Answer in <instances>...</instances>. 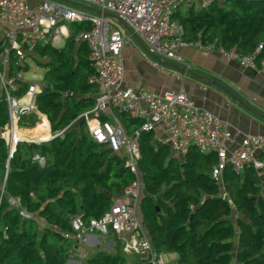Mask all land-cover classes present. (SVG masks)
Listing matches in <instances>:
<instances>
[{
    "label": "trees",
    "instance_id": "1",
    "mask_svg": "<svg viewBox=\"0 0 264 264\" xmlns=\"http://www.w3.org/2000/svg\"><path fill=\"white\" fill-rule=\"evenodd\" d=\"M176 15L184 41L199 40L215 50L234 48L245 55L261 44L255 61L259 68L264 62V0H209L198 10ZM70 28L74 33L87 26ZM35 51L45 69L36 106L51 131L66 129L62 138L18 143L9 159L0 139V264H71L73 240L61 235L70 230V217L100 218L134 175L120 154L91 139L79 119L92 108L97 91L87 81L94 70L85 42L74 45L71 36L63 48L42 45ZM116 115L128 135L144 121ZM5 121L6 107L0 103V127ZM43 127L38 124L31 131L45 136ZM137 142L143 187L138 215L154 250L175 254V264H264V173L252 167L236 173L227 165L217 182L211 177L214 152L190 146L175 156L153 130L138 131ZM35 154L44 157V165L32 161ZM259 158L264 161V151ZM9 198L18 199L19 206ZM111 239V250L98 246L77 261L124 264L121 240ZM129 264L146 260L135 256Z\"/></svg>",
    "mask_w": 264,
    "mask_h": 264
},
{
    "label": "built area",
    "instance_id": "2",
    "mask_svg": "<svg viewBox=\"0 0 264 264\" xmlns=\"http://www.w3.org/2000/svg\"><path fill=\"white\" fill-rule=\"evenodd\" d=\"M95 9L90 11L57 0H0V103L6 107V121L0 127L7 159L11 158L21 142L40 144L53 138H62L66 128L51 131L45 116L36 106V98L42 93L44 83L25 82L22 71L24 59L38 46L52 45L61 37L69 35L63 30L68 24H85L84 30L73 33L75 43L85 42L94 70L88 78L97 87L91 109L79 115L85 123L91 139L107 146L124 159V166L134 175V180L116 197L100 218L85 221L81 215L69 219L70 230L61 232L64 239L73 240L69 247L68 263L80 264L82 258L76 244L88 239L97 242L106 250L111 244L100 243L98 234L116 236L121 240L122 250L146 260V264H171L164 254L153 249L138 215V205L143 193L142 180L137 162L140 158L137 142L138 131H151L161 126L164 137L160 140L172 153L183 155L190 146L201 152H214L216 163L211 168V177L220 182L222 170L230 165L240 173L252 167L259 175L264 173V161L257 153L264 150V134L239 132V144L231 148L229 124L207 110L195 106L191 96L184 90L154 93L145 88L119 89L123 76L121 51L126 36L112 29L105 14L120 18L146 43L149 51L160 60L185 65L178 48L185 46L180 25L172 21L174 10L184 0H75ZM209 0H207L208 2ZM199 48L211 52L210 46ZM259 44L251 54H240L234 48H219L227 60H237L245 67H257L256 54ZM19 65V67H17ZM260 68L264 71V62ZM123 113L130 118L143 119V124L128 135L116 117ZM107 117L101 120L100 116ZM31 119H35L31 126ZM45 120V121H44ZM44 124L45 136L35 135L31 130ZM32 161L40 166L45 159L37 154ZM7 171L4 172L1 191ZM19 206L18 199L9 198ZM25 214V213H24ZM26 216H30L25 214Z\"/></svg>",
    "mask_w": 264,
    "mask_h": 264
},
{
    "label": "crops",
    "instance_id": "3",
    "mask_svg": "<svg viewBox=\"0 0 264 264\" xmlns=\"http://www.w3.org/2000/svg\"><path fill=\"white\" fill-rule=\"evenodd\" d=\"M37 1L30 0V3L33 4ZM57 1L77 8L88 7L90 8L88 10L93 11L91 7L75 0ZM207 3V0H184L174 10L175 18L171 19L180 25L176 14L184 15L190 8L198 10ZM106 17L114 16L108 14ZM114 18L117 23L112 29L126 36L121 51L123 76L119 89L145 88L154 93L184 90L191 96L195 106L209 111L229 124L231 148L239 144L241 136L238 131L264 134V71L261 68L245 67L237 60H227L220 54L218 49L209 52L204 48H199L196 45L197 40H186L185 42L188 44L178 48V52L184 58L187 67L168 60H160L149 51L143 39L125 21ZM70 26L71 24H68L63 28L64 31H69V35L56 41H63V45L57 49L63 48L67 40L73 36ZM180 27L182 28L181 25ZM73 43L74 45L79 44L74 41ZM29 58L41 63L44 62V59L34 50L26 55L23 61L24 67L21 68L23 72L27 69L26 59ZM41 81L43 82V79ZM96 94L97 91L95 96ZM44 116L48 122L45 114ZM153 132L155 139L158 141L164 137L161 126H157ZM260 153L261 151L257 153V157L260 156ZM174 155L179 156L178 154ZM96 244L98 245L97 242L88 239L84 244L76 246L80 250H83V248L85 250L86 248L95 247ZM165 256L171 264H175V254H166Z\"/></svg>",
    "mask_w": 264,
    "mask_h": 264
},
{
    "label": "rangeland",
    "instance_id": "4",
    "mask_svg": "<svg viewBox=\"0 0 264 264\" xmlns=\"http://www.w3.org/2000/svg\"><path fill=\"white\" fill-rule=\"evenodd\" d=\"M107 21L110 23L111 27H113L116 23L117 20L114 17H107ZM63 45V41H59V42H55L52 44L53 47H61ZM26 64H27V69L24 71V81L25 82H35V83H39L42 80V75L44 72V66L41 65L40 61L34 60L32 58L26 59ZM39 165V164H38ZM98 237L100 238L101 243L104 244H111V241L107 238H111L110 236H103L101 234H98ZM98 246H102L104 249L108 248L104 247L103 244H96L95 247H90L89 249H85L83 248V250H80L81 254H82V259H84L86 257V255L88 254V252H93L94 250H96L95 248H97ZM126 260L124 264H129L131 262V260L135 257L133 254H125Z\"/></svg>",
    "mask_w": 264,
    "mask_h": 264
},
{
    "label": "water",
    "instance_id": "5",
    "mask_svg": "<svg viewBox=\"0 0 264 264\" xmlns=\"http://www.w3.org/2000/svg\"><path fill=\"white\" fill-rule=\"evenodd\" d=\"M84 8L90 9V8H88V7H84ZM91 10L95 11V9H92V8H91ZM105 15H108V14H105Z\"/></svg>",
    "mask_w": 264,
    "mask_h": 264
}]
</instances>
